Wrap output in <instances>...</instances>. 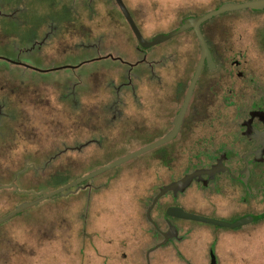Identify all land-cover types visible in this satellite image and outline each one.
<instances>
[{
  "label": "rangeland",
  "instance_id": "obj_1",
  "mask_svg": "<svg viewBox=\"0 0 264 264\" xmlns=\"http://www.w3.org/2000/svg\"><path fill=\"white\" fill-rule=\"evenodd\" d=\"M128 1L149 40L175 30L186 13L249 0ZM96 4L101 16L92 19V0H0V185H12L0 188V218L35 201L36 194L57 190L159 140L163 128L141 129L139 115L126 114L131 95L144 88L171 96L200 58L190 33L175 35L147 50L161 87L153 86L148 69L141 71V88L129 87L128 64L142 58L137 38L116 13L120 9L112 7L111 20ZM252 14L244 8L209 22L246 21ZM109 54L112 58H104ZM168 105L173 109L177 102ZM103 123H110L108 129H89ZM92 137L96 141L85 144ZM164 145L88 179L93 185L87 188H71L0 224V264H146L154 240L137 200L143 182L154 179L155 156ZM181 154L174 176L187 169ZM170 175L165 172L164 178ZM98 183L106 185L97 188ZM188 222L190 240L176 242L184 258L162 247L150 254L157 264L208 263L209 226ZM232 236L224 231L214 243L219 264H264V228Z\"/></svg>",
  "mask_w": 264,
  "mask_h": 264
},
{
  "label": "flooded vegetation",
  "instance_id": "obj_2",
  "mask_svg": "<svg viewBox=\"0 0 264 264\" xmlns=\"http://www.w3.org/2000/svg\"><path fill=\"white\" fill-rule=\"evenodd\" d=\"M251 1L261 0L246 2ZM123 2L138 27L135 20L137 9L133 10L128 0ZM96 3L104 7L107 19L115 17L112 7L120 9L116 0H92V19L101 16L98 15ZM222 5H218L215 10ZM251 9L253 14L246 21L220 18L209 22L211 18L200 25L212 60L204 62L180 128L175 137L164 145L163 152L156 154L158 166L154 179L143 182V195L137 200V209L149 222L148 231L154 240V244L145 252L146 264L159 262L157 259L154 261L150 254L162 247H171V251L184 258L176 242L190 240L193 227L188 221L209 226L207 232L212 237V245L206 264H219L214 243H219L224 231H229L234 239L242 229L259 231L264 228V6ZM120 10L116 13L122 14L125 24L133 32ZM206 13L208 11L189 12L183 20ZM183 20L175 30L181 27ZM238 26L241 28L235 32ZM187 32L195 38L201 51L195 29L189 28ZM102 36L104 34L98 37L99 42L95 45L98 49L102 46ZM135 48L142 53V58L128 64L126 85L131 88L140 87L141 71L148 69L150 76L155 77V80L152 79L153 86L157 87L158 84L161 87L162 77L156 74V61L146 58L147 50H151L152 46H143L137 40ZM109 57L112 58L110 54L104 58ZM197 64L193 65L186 82L179 83L175 93L167 98L158 91L152 94L150 90L147 92L140 87L143 90L132 93L129 102L132 106L127 107L126 114L131 118L139 115L141 122L137 126L141 129L163 128L161 138L165 137L175 127ZM143 65L146 67L141 68ZM171 102H177L173 109L168 107ZM108 126L110 123L91 124L89 129L94 132L103 127L108 129ZM93 141L96 138H90L85 144ZM179 152L186 157L187 169L174 176ZM198 171L203 173L176 189L161 193L163 188ZM165 172L171 175L164 178ZM85 184L80 187L93 185L91 180ZM103 185L106 184L98 183L94 186L98 188ZM173 207L221 223L180 218L170 214L169 209ZM124 257L127 258L126 255Z\"/></svg>",
  "mask_w": 264,
  "mask_h": 264
},
{
  "label": "water",
  "instance_id": "obj_3",
  "mask_svg": "<svg viewBox=\"0 0 264 264\" xmlns=\"http://www.w3.org/2000/svg\"><path fill=\"white\" fill-rule=\"evenodd\" d=\"M116 2L119 5V7H120L122 13L124 14L125 18L127 19L128 23L130 24V27H131L134 35L136 36L137 40L143 46L147 47V46L157 45V44H159L165 40L170 39L171 37H173L175 35H178L180 33L187 31L189 28L195 29L196 36H197V38L200 42V45H201L200 58H199V62L197 64L195 76H194L193 81L191 82L190 87L188 89V92L186 94L182 109L179 112V114L177 115V118L175 121V127L165 137H163V138H161V139H159V140H157V141H155L149 145H146V146H144V147H142V148H140V149H138L132 153H129L128 155L123 156V157L119 158L118 160H115V161L95 170L94 172H92L89 175H86V176H84L78 180L71 181V182L67 183L66 185L62 186L61 188H58L57 190H54L50 193H42L43 196L36 201L27 202V203H23V204L19 205L12 213L8 214L7 216H5L3 218H0V224L2 222L6 221L7 219L11 218L15 214H17V213H19V212H21V211H23L29 207H32V206L36 205L37 203H40L41 201H43L45 199L53 197L54 195L58 194L59 192H63L67 189L73 188V187L77 186L78 184L83 183V182L87 181L88 179L95 177L96 175H99V174H101V173H103V172H105L111 168L117 167V166H119V165L133 159V158H136V157H138V156H140V155H142V154H144V153H146V152H148L154 148H157L163 144H166L167 142L172 140L180 128L183 116L187 110L189 101L192 97L194 88L196 86V82H197L198 77L201 73L204 62L206 60L211 62V60H212L210 50H209L208 45H207V43H206V41L202 35V32L200 30V25L202 23H204L205 21H208L211 18H213V17H215L221 13L239 10V9H244V8H261L264 6V0L253 1V2L251 1V2H245V3H225L220 8L213 10L211 12H208L203 16H200L197 18H187V19L183 20V23L178 30L172 31L168 34H159L156 37H154V39H152L151 41H148L142 37L140 30L138 29L137 25L135 24L133 18L131 17L129 10L125 6L123 0H116ZM202 173H203V171H198L194 174L188 175L184 179H182V180H180V181H178V182H176L170 186L163 188L161 193L163 194L164 192H166L169 189H176V188L184 185L185 183H187V181L189 179H191L192 177H194L196 175H200ZM11 187H12V185H7V186L0 185V188H11ZM169 212L171 215H175V216L180 217V218L203 220V221L214 222V223H221V222L214 221L211 219H205L199 215L189 214L181 208L173 207V208L169 209Z\"/></svg>",
  "mask_w": 264,
  "mask_h": 264
},
{
  "label": "trees",
  "instance_id": "obj_4",
  "mask_svg": "<svg viewBox=\"0 0 264 264\" xmlns=\"http://www.w3.org/2000/svg\"><path fill=\"white\" fill-rule=\"evenodd\" d=\"M218 5H220V4H218ZM216 6V7H219V6ZM185 17V16H184ZM184 19V18H183ZM182 21V20H181ZM68 183V182H67ZM66 183V184H67ZM86 183V181L85 182H83V183H80V184H78L77 186H75V187H73V188H79L80 186H82V184H85ZM86 185V184H85ZM71 189V188H70ZM70 189H67V190H65V191H63V192H59L58 194H56V195H54V196H57V197H61V195L62 194H64V193H66V192H68ZM43 195L42 194H36V200H38L39 198H41ZM35 200V201H36ZM38 204V203H37ZM36 204V205H37ZM26 210V209H25ZM24 211V210H23ZM23 211H21V212H19V213H17V214H15L14 216H12L11 218H13V217H15L16 215H19L20 213H22ZM11 218H9V219H11ZM9 219H7L6 221H8ZM5 222V221H4ZM4 222H2V223H4ZM1 223V224H2Z\"/></svg>",
  "mask_w": 264,
  "mask_h": 264
}]
</instances>
